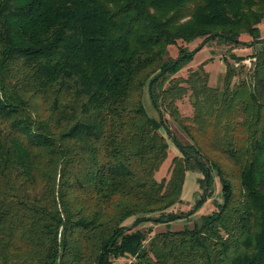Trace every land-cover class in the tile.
<instances>
[{"label":"trees","instance_id":"16d2710c","mask_svg":"<svg viewBox=\"0 0 264 264\" xmlns=\"http://www.w3.org/2000/svg\"><path fill=\"white\" fill-rule=\"evenodd\" d=\"M263 21L264 0H0V264H264ZM196 39L262 47L250 84H232L235 65L223 89L193 72L195 116L181 118L172 77ZM169 137L180 155L159 181ZM194 167L222 186L202 225L142 229L184 217L172 209Z\"/></svg>","mask_w":264,"mask_h":264},{"label":"rangeland","instance_id":"374dc122","mask_svg":"<svg viewBox=\"0 0 264 264\" xmlns=\"http://www.w3.org/2000/svg\"><path fill=\"white\" fill-rule=\"evenodd\" d=\"M259 36L264 38V21L259 27ZM243 41L250 43V36H243ZM188 51H195L194 57L192 61L186 65L179 74L172 77V79H179L181 83H179L178 88H182L184 94L181 99L173 100V108L176 107L178 111V115L181 118H192L195 116V108L193 106V102L196 100L194 96H192L191 83L189 82L193 72H199L200 78L199 80L196 78H192V81H197V85L205 84L210 88H224V78L227 72V66L230 64L241 69V73L235 77L232 84L236 82H240L245 79L249 84L251 83L253 72L250 70L255 61V57L250 56L253 55L257 50H259L262 45H256V51L252 46H233L229 43H222L220 40H213L204 44L202 39H196L192 42L185 45ZM258 52V51H257ZM253 53V54H252ZM238 57H246L242 60L239 65L237 63V59L233 56ZM179 56V47L178 45H170L167 48L166 57L168 60H176ZM238 64V65H237ZM240 72V71H239ZM168 87V83L166 84ZM253 87H251L252 89ZM182 92V93H183ZM202 99V98H201ZM209 100V97L204 99V102ZM145 107L149 115L153 118H157L159 120V112L153 107L152 102L150 100L149 91L146 90L145 94ZM171 110V108H170ZM167 125L176 137L178 143L182 146H188L190 144V138L187 132L180 126L179 122L175 121L173 118L169 117L167 114ZM188 127L195 128L197 125L191 121L186 123ZM197 129V128H195ZM165 131L166 130L162 129ZM167 135V134H166ZM169 141V156L166 162L163 164L159 172L157 173V178L160 180L166 178H170V169L172 165V159L180 155V151L176 145V143L172 140L171 137L168 138ZM237 143L239 146V153L242 152L245 146L244 139H237ZM204 179L205 174L203 171L198 169L197 167L190 168L187 172L186 181L183 187L181 202H179L172 210L173 213L179 216H184L182 218H177L173 221L166 223H156L152 224L151 222L145 223L141 228L142 229H150L153 228V234L167 233V232H177L184 230H193L197 227H200L204 221V218L212 213L217 203L222 200V186L218 177L214 174L212 177V181L206 187H204ZM132 224V221L128 220L126 225L128 227ZM151 235V236H152ZM127 263V260L117 261L114 264H123Z\"/></svg>","mask_w":264,"mask_h":264},{"label":"built area","instance_id":"2783aa9c","mask_svg":"<svg viewBox=\"0 0 264 264\" xmlns=\"http://www.w3.org/2000/svg\"><path fill=\"white\" fill-rule=\"evenodd\" d=\"M255 61H256V58H255ZM255 61H253V63H254ZM237 65H238V64H237ZM239 65H240V63H239Z\"/></svg>","mask_w":264,"mask_h":264}]
</instances>
